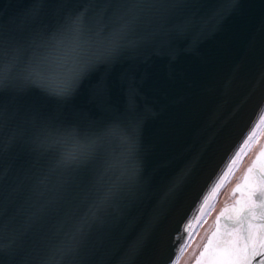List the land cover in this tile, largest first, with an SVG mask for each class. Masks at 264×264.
I'll return each instance as SVG.
<instances>
[{
  "label": "water",
  "instance_id": "obj_1",
  "mask_svg": "<svg viewBox=\"0 0 264 264\" xmlns=\"http://www.w3.org/2000/svg\"><path fill=\"white\" fill-rule=\"evenodd\" d=\"M263 119L264 0H0V264H177Z\"/></svg>",
  "mask_w": 264,
  "mask_h": 264
},
{
  "label": "rangeland",
  "instance_id": "obj_2",
  "mask_svg": "<svg viewBox=\"0 0 264 264\" xmlns=\"http://www.w3.org/2000/svg\"><path fill=\"white\" fill-rule=\"evenodd\" d=\"M258 132L243 152L242 157L237 163L236 167L232 170V173L224 185V187L218 192L216 199L211 202V208L209 213L204 217L199 226L197 227L194 236L188 244L186 250L183 252L177 264H192L205 237L211 229L213 222L220 212V210L237 199L238 187L245 176L252 160L264 145V119L260 124ZM206 205V204H205Z\"/></svg>",
  "mask_w": 264,
  "mask_h": 264
},
{
  "label": "snow or ice",
  "instance_id": "obj_3",
  "mask_svg": "<svg viewBox=\"0 0 264 264\" xmlns=\"http://www.w3.org/2000/svg\"><path fill=\"white\" fill-rule=\"evenodd\" d=\"M31 81L38 87L47 91L50 95H55L58 97H65L70 95L77 86V80L72 83L71 86L66 84V81L51 85L46 82L40 74H33L30 77ZM191 227V221L183 226L182 231H189ZM228 234L224 235V238H218L215 243L210 239L208 241L209 245H212L211 257L215 261V264H252V261L257 257H264V244L254 245L251 248L245 246L244 248H239L235 244H230L227 239ZM180 238V234H177V239ZM185 248V243L179 246L178 251H183ZM208 248L206 247L204 253H201V258L208 253ZM172 264H176L175 260ZM197 264H200L198 259ZM260 264H264V259L260 261Z\"/></svg>",
  "mask_w": 264,
  "mask_h": 264
},
{
  "label": "flooded vegetation",
  "instance_id": "obj_4",
  "mask_svg": "<svg viewBox=\"0 0 264 264\" xmlns=\"http://www.w3.org/2000/svg\"><path fill=\"white\" fill-rule=\"evenodd\" d=\"M238 192H245L248 195L247 200H240L239 203L242 204L240 205L242 207V211L240 212L239 209L237 210H232L233 212V218L231 219H227L221 217L220 220H218L217 222V228L219 227V225H228V220H232L235 221L237 219H239L242 215V212H244V210H246V208L248 206H252L253 203L256 202H264V145L262 146V148L260 149V151L258 152V154L256 155V159L255 162L253 163V166H251V168L247 171V176L245 178V180L240 184V186L237 189ZM246 199V198H245ZM251 204V205H249ZM239 211V212H237ZM255 214V213H253ZM254 217V216H252ZM254 218H251L243 221V222H247L248 224H252L254 222ZM261 222V226L260 229L264 228V217L261 218L260 220ZM234 243L236 245V241L237 238L233 239ZM239 242V241H238ZM245 246H247L248 248H251L252 246H254V244H243L241 245V248H244ZM208 248V254H211L212 251V246L208 245L206 246ZM205 247V248H206ZM204 248V250H205ZM203 250V251H204Z\"/></svg>",
  "mask_w": 264,
  "mask_h": 264
},
{
  "label": "clouds",
  "instance_id": "obj_5",
  "mask_svg": "<svg viewBox=\"0 0 264 264\" xmlns=\"http://www.w3.org/2000/svg\"><path fill=\"white\" fill-rule=\"evenodd\" d=\"M89 55H102V53H86L83 60L81 61L79 67L75 70H72L69 74L68 79L66 80V84L71 86L74 81H76L79 76H81L89 67Z\"/></svg>",
  "mask_w": 264,
  "mask_h": 264
}]
</instances>
